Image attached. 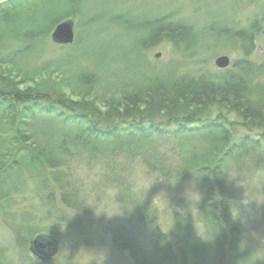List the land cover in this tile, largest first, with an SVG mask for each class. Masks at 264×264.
Returning a JSON list of instances; mask_svg holds the SVG:
<instances>
[{"label":"trees","instance_id":"16d2710c","mask_svg":"<svg viewBox=\"0 0 264 264\" xmlns=\"http://www.w3.org/2000/svg\"><path fill=\"white\" fill-rule=\"evenodd\" d=\"M89 3L0 5V204L10 206L13 191L29 190L35 215L48 223L38 232L55 239L61 225L82 226L79 215H104L110 246L133 264H264L242 243L234 207V189L241 193L244 179H255L264 195V61L249 57L256 37L264 35V10L234 31L227 46L239 57L211 71L203 67L205 58L193 59V27L173 13L157 17L153 29L122 53L80 48L81 27L86 32L102 18ZM107 18L118 25L116 14ZM66 19L73 28L75 20L74 40L56 45L58 55L48 64L74 70L83 88L74 97L64 81L38 83L7 70L40 57L52 44L49 32ZM162 41L183 56L148 62L146 51ZM85 56L88 63L78 64ZM189 63L198 66L187 70ZM103 81L110 92L98 97ZM161 191L181 208L180 217L173 212L177 222L169 234L149 221L158 219V206L150 203ZM191 191L201 195L200 212L216 222L215 228L207 218L210 241L194 234L190 216L181 224L196 211L187 205L185 194L198 199ZM129 222L151 226L148 246L127 231ZM0 264H10L1 251Z\"/></svg>","mask_w":264,"mask_h":264},{"label":"rangeland","instance_id":"374dc122","mask_svg":"<svg viewBox=\"0 0 264 264\" xmlns=\"http://www.w3.org/2000/svg\"><path fill=\"white\" fill-rule=\"evenodd\" d=\"M89 2V6L94 11L103 13L102 18L92 23L88 31L84 32V26L81 27L80 48L89 51L105 49L111 55L120 51L122 53L125 49L131 48V44L138 36L153 29V22L157 17L165 13H173L174 18H182L193 27L196 38L194 47L198 50L197 56L193 59L205 58L203 67L211 71L223 69L214 66V59L217 56L225 55L229 62L239 57V50L236 47L227 46L233 43L231 37L234 31L239 29L238 26H245L249 19L264 10V0H89ZM112 14L118 16L119 22L116 23L118 25L106 22L107 17ZM58 52L59 48L56 45L48 44L47 49L37 59L35 55L29 56L32 61L21 65L18 63L13 68L7 67V70L12 74L20 73L27 78L29 76L38 83L46 80L64 81L70 87L67 93L74 97L83 92V88L74 82V70H59V67L48 64L55 62ZM156 53L157 57H155ZM145 55L148 62L161 65L174 56L175 58L183 56V53L175 52L174 55L171 45L162 41L148 49ZM249 57L255 62L264 61L263 34L256 37ZM88 61L87 56L80 57L78 64L84 65ZM197 66L198 64L189 63L185 68L194 70ZM95 90L98 97L102 94L107 95L110 92L109 83L103 81ZM240 187H242L241 193L237 187L234 189L236 190L234 207L241 219V241L252 249L254 253H251L252 256L258 255L264 258V195L257 192L255 179H244ZM156 194L154 193L153 196ZM9 201H11L10 206L0 204V251L8 263L133 264L125 251L110 246L106 234L108 225L103 223L105 217L97 214L87 218L79 215L77 218L80 223L82 222V226L61 225L55 235L57 253L48 261L37 260L28 252L29 241L40 233L38 232L40 226H46L48 223L45 220L40 222L35 215L32 209L35 200L29 190L13 191ZM155 203L159 206L157 202ZM29 215L31 218L28 217ZM170 217V210L167 208L158 212L157 223L162 224V230H166ZM109 219L112 220L111 217ZM78 226L80 228H77ZM124 226L140 245L148 246L151 226H140L130 222L128 225L124 223ZM248 261L250 260L241 261V264H248Z\"/></svg>","mask_w":264,"mask_h":264},{"label":"water","instance_id":"95a60500","mask_svg":"<svg viewBox=\"0 0 264 264\" xmlns=\"http://www.w3.org/2000/svg\"><path fill=\"white\" fill-rule=\"evenodd\" d=\"M10 0H0V5ZM72 20L66 19L59 21L51 30L49 39L54 45L66 46L70 45L74 40V28ZM158 54H155L157 57ZM229 64V60L225 55H219L214 59V66L217 68H225ZM28 252L39 261H48L57 253V241L55 238L43 233H38L30 241Z\"/></svg>","mask_w":264,"mask_h":264},{"label":"clouds","instance_id":"9594fccd","mask_svg":"<svg viewBox=\"0 0 264 264\" xmlns=\"http://www.w3.org/2000/svg\"><path fill=\"white\" fill-rule=\"evenodd\" d=\"M191 192L196 197H198V199L189 200L187 194H185V195H186L187 205H194L195 210H196L195 214H193L191 211H189L184 216L183 222H181V220H180V222H181L182 225H186L188 223V217L190 216L191 217L192 228L194 230V234L198 238H200L202 241H204V242L210 241L214 236L211 239L205 238L206 233H207V229H208V223H206L207 218L211 217V222L214 223L215 228H216V222L212 218L211 214L205 215L204 213L200 212L198 205H199V203L201 201V195L198 192H195V191H191ZM161 193L163 194L162 196H161ZM154 202H157L158 205H159L157 207L156 211L162 212L164 208H167L168 210H170L171 221L168 223L166 230H162V224L156 222L157 217L155 215H153V217L155 218L154 221H153V217L149 221L152 223L153 226H158L159 230L162 233L168 234L169 232H171L175 228V225H176V222H177V218L173 215V212H174V210L178 211L179 212V217H180L181 216V212H180L181 208H179V209L175 208L174 209V206L172 205L171 201L168 199V197L166 196V194L163 191H161V192L157 193L155 196H153L150 205L153 204ZM210 211L211 210H209V213H210ZM235 212H236V218H237L238 212H237L236 209H235ZM232 214H233V209L230 210L231 218H232ZM197 218H203V219H197ZM235 219H233V221H235ZM216 231H217V229H216Z\"/></svg>","mask_w":264,"mask_h":264}]
</instances>
